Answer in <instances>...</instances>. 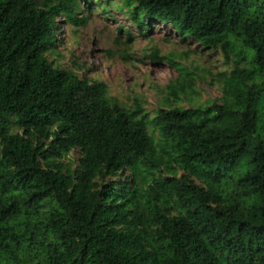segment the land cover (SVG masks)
Masks as SVG:
<instances>
[{"label": "trees", "instance_id": "obj_1", "mask_svg": "<svg viewBox=\"0 0 264 264\" xmlns=\"http://www.w3.org/2000/svg\"><path fill=\"white\" fill-rule=\"evenodd\" d=\"M117 1L143 34L220 49L218 102L170 105L194 79L171 61L148 119L45 56L94 3L0 0V264H264V0Z\"/></svg>", "mask_w": 264, "mask_h": 264}, {"label": "rangeland", "instance_id": "obj_2", "mask_svg": "<svg viewBox=\"0 0 264 264\" xmlns=\"http://www.w3.org/2000/svg\"><path fill=\"white\" fill-rule=\"evenodd\" d=\"M90 1L94 3V10L83 24L59 20V42L45 53L54 66L71 68L80 77L103 82L108 97L126 108L139 107L140 113H147L148 119L159 108L168 107L166 85L177 75L171 61L188 68L194 79L193 93L182 94L179 102L171 101L170 105L188 108L218 102L220 74L231 68V63H224L220 49H204L195 43L180 41L169 28L160 25L152 26L143 34L128 20L126 13L116 9L115 6L121 4L117 0L110 3L105 11L95 6V0ZM86 14L83 10L77 16ZM126 30L130 35L128 42ZM154 51L162 60L152 58ZM10 128L20 131L13 123ZM148 130L157 141L156 131L150 124ZM257 131L264 136V99L259 108ZM155 148V157L158 158L160 149L158 146ZM77 157L76 151L72 150L65 160L74 166ZM128 173V170L123 172L124 175ZM135 177L139 181L149 176L138 172Z\"/></svg>", "mask_w": 264, "mask_h": 264}]
</instances>
